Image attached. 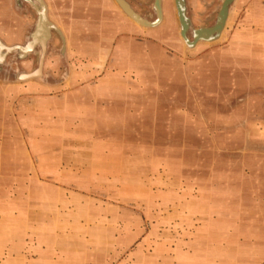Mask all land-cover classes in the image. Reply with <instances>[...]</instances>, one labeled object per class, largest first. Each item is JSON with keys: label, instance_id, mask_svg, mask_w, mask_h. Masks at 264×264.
Returning a JSON list of instances; mask_svg holds the SVG:
<instances>
[{"label": "rangeland", "instance_id": "rangeland-1", "mask_svg": "<svg viewBox=\"0 0 264 264\" xmlns=\"http://www.w3.org/2000/svg\"><path fill=\"white\" fill-rule=\"evenodd\" d=\"M125 1L155 24L125 14V70L114 75L123 85L97 88L102 98L125 101L123 136L81 134L78 119L44 113L42 79L103 77L84 68L88 59L51 55L42 64L38 50L25 47L37 28L29 23L20 45H0V264H125V245L132 251L142 236L148 264H170V240L192 223L216 228L214 254L222 224L227 255L254 264V254L264 264V28L255 21L264 4L254 12L232 0L221 35L204 41L193 30L214 25L224 0H184L190 25L182 34L174 0H161V18L154 0ZM12 2L0 0V11L15 12ZM162 14L166 41L154 31ZM81 21L76 28L86 31ZM92 89L82 86L81 95ZM125 223L144 234L129 237Z\"/></svg>", "mask_w": 264, "mask_h": 264}, {"label": "crops", "instance_id": "crops-1", "mask_svg": "<svg viewBox=\"0 0 264 264\" xmlns=\"http://www.w3.org/2000/svg\"><path fill=\"white\" fill-rule=\"evenodd\" d=\"M13 2L15 12L10 11L8 14H4V12L0 11L1 46H4L5 49L7 47L11 49L12 46L20 45L21 39L24 37L23 31L25 30V26L28 23L29 25L35 24L36 26L38 24L32 39H39L37 38L38 34L43 36L46 28L50 32L47 34V37L45 36V46H38L35 42V45L30 47V40L25 46L28 51L31 49L38 50L37 53L43 55V59L45 56V63L47 59L51 58V55H57L59 58L66 59L67 61L70 56L75 59L77 57L80 61L88 59L87 64H89V67H84L85 64L81 65L82 67L86 70H93L96 74L98 71H104L103 77L100 79H90L93 74L84 71L78 73L75 79L70 80L66 77L67 75L61 81L50 82L48 79H42L41 87L47 89L48 92L42 94V102L46 101L49 105L47 106L49 109L44 113L51 119L57 116L65 119L68 118L69 120L78 119L80 124L78 127L82 130V133L79 131L81 134L88 133L90 136H99L102 134L115 135V133H120L123 136L125 134V101H114L113 97L105 99L102 98V95L96 94V92H99L97 88L101 87L99 86L101 83H105L104 86L106 87L123 85L122 83L115 84L114 82V75L122 74L125 70V12L122 8L114 0H13ZM235 3L236 5H240L242 10H251V7H256L253 10L257 12V6L259 7L258 11L263 9L257 4L263 5L264 1L234 0L233 4ZM1 6L2 3H0ZM23 10L26 13H22ZM263 13L260 15H263ZM163 14L165 16V8ZM94 15L101 17L100 22L93 21ZM168 15H171L169 6ZM81 20H84L89 25L86 31L85 29L79 30V28H76L77 24L82 22ZM255 21H257L256 26L258 28H264V18L257 17ZM166 23H168V19L165 20L163 18L162 24L154 29L155 33H158L157 39L159 40L166 41L168 39L165 37L168 34ZM20 35L22 38H20ZM151 40H154V38L151 37ZM144 41L149 42L147 39H144ZM150 44L154 52L160 54L158 43L151 42ZM19 49L22 50L21 47ZM259 51L264 53V48H260ZM99 57L105 59L100 67L97 64ZM51 64L50 60L47 65L50 67ZM93 71L91 73H94ZM47 76L50 78L49 74ZM86 85L93 87L88 96L81 95V92L87 93V91L81 90V87ZM69 88H77L79 91L74 90L72 92ZM71 92L75 94L71 95ZM114 104H117V106ZM110 113L112 115H109ZM145 124L146 130H142L141 132L144 134L150 133L151 122L149 121ZM85 126L88 127L86 128L88 132L83 128ZM78 127H76L77 131L79 130ZM73 133H76V131L72 130ZM95 145L93 142V146ZM221 225L218 224L216 226L218 233H223L226 230ZM211 227L213 226L209 223H192L181 229L184 233L178 234L176 230V234L170 240V264H237L242 262L240 259L241 255H227L226 240L221 233L217 235L218 239L216 238L215 246L217 247V253L214 254L213 250H210L209 243L210 241H215V238L211 239L209 231L216 230V228ZM230 230L237 231L240 229L230 227ZM142 231L143 235L144 227H140L138 224L130 228L125 223V234L128 232L129 237H132V235L138 237L137 235L140 236ZM232 237L234 238L235 236L233 235ZM255 237L251 236L253 242L255 241ZM127 238L125 237V244L128 243L126 241ZM144 239L145 237L142 236L137 244L131 248L133 252L129 250L131 244L125 245V264H140V260L138 259V262L134 261L133 257L138 255L137 257L143 258L139 251ZM234 240V246H238L241 243L239 238L237 240L234 238ZM148 262V259L145 260L143 258L142 264H148ZM250 262L258 264V256L251 255Z\"/></svg>", "mask_w": 264, "mask_h": 264}, {"label": "water", "instance_id": "water-1", "mask_svg": "<svg viewBox=\"0 0 264 264\" xmlns=\"http://www.w3.org/2000/svg\"><path fill=\"white\" fill-rule=\"evenodd\" d=\"M158 2L155 3V12L156 15L159 17H161V0H157ZM231 0H226L223 3V8H221V10L218 13V16L216 18V21L214 23V25L209 26V27H205V28H199V29H194L193 30V36L195 39L198 40H204V41H211L213 39H216L220 32H221V28L223 25V21H224V16L227 12V7L229 5V2ZM114 2L122 8V10L125 12V14L132 20L134 21L136 24L140 25V26H151L153 24H155L154 21H148L145 18L141 17L139 14H136L133 12V9L130 7V5L125 1V0H114ZM179 4V9H177V13H178V17L180 20V27L181 30L184 32L185 30H187V28L189 27L190 23L188 21L187 16L185 15V4L183 0H178ZM144 20V21H143ZM183 23V26H182ZM200 30H204L205 33L201 34L198 33ZM181 31V34H182ZM186 41L187 38H186ZM189 43V42H188ZM185 44H187L185 42ZM27 75V74H26ZM24 75V76H26Z\"/></svg>", "mask_w": 264, "mask_h": 264}, {"label": "flooded vegetation", "instance_id": "flooded-vegetation-1", "mask_svg": "<svg viewBox=\"0 0 264 264\" xmlns=\"http://www.w3.org/2000/svg\"><path fill=\"white\" fill-rule=\"evenodd\" d=\"M184 1V0H183ZM158 1L157 0H154V2H153V10L155 11V3H157ZM175 9L177 10V9H179V2H178V0H175ZM184 4H185V1H184ZM133 12L134 13H136V14H138L137 12H135L134 10H133ZM156 13V12H155ZM159 18H161V17H159ZM146 19V18H145ZM146 20H148V21H151V19H149V18H147ZM154 21V20H153ZM182 25H183V23H182ZM37 27H38V24H37ZM50 31L49 30H47L46 28H45V31H44V34H43V36L41 35V34H38L37 35V38H39L38 40L36 39V40H34V39H31V41H30V45L33 47L34 45H35V42H36V44H38L39 46H43V43L44 42H46V38H45V36L47 37V34L49 33ZM183 32V31H182ZM41 37H43L42 39H41ZM33 38V37H32ZM195 40H197V39H195ZM42 57H43V55L41 56V58H40V61L42 62ZM36 68H38V66H36L32 71L33 72H29L27 75H26V77L25 78H28L29 76H33L34 74H37V72H34L35 70H36Z\"/></svg>", "mask_w": 264, "mask_h": 264}, {"label": "bare ground", "instance_id": "bare-ground-1", "mask_svg": "<svg viewBox=\"0 0 264 264\" xmlns=\"http://www.w3.org/2000/svg\"><path fill=\"white\" fill-rule=\"evenodd\" d=\"M144 21V20H143ZM183 26V25H182ZM198 33H201V34H203V33H205V31L204 30H200ZM185 42H186V38L185 39H183Z\"/></svg>", "mask_w": 264, "mask_h": 264}]
</instances>
